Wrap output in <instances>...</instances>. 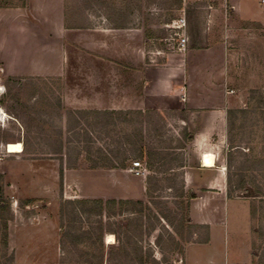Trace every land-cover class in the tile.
Returning <instances> with one entry per match:
<instances>
[{
  "label": "rangeland",
  "instance_id": "374dc122",
  "mask_svg": "<svg viewBox=\"0 0 264 264\" xmlns=\"http://www.w3.org/2000/svg\"><path fill=\"white\" fill-rule=\"evenodd\" d=\"M27 3L0 0V264H16L17 257L28 264H140L139 256L146 264H184L185 247L205 238L189 220L182 167L195 166L198 154L180 138L184 114L127 111L109 117L86 108L97 102L99 55L87 51L77 33L114 28L119 50L128 56L131 34L170 39L164 24L182 15L197 33L204 28L201 13L211 12L218 42L227 34V89L239 107L223 162L234 198L256 211L251 264H264V0H65L66 27L80 43L67 46L65 74L10 77L3 71L10 29L3 11ZM202 68L199 73L216 70ZM9 144H21L22 152L9 154ZM99 150L110 158L111 150H127L126 168L116 169L129 172L118 176L124 187L138 189L134 163L146 168L143 204L104 206L102 212L97 200H139L106 188L115 169H92L101 165Z\"/></svg>",
  "mask_w": 264,
  "mask_h": 264
},
{
  "label": "crops",
  "instance_id": "0c3cea01",
  "mask_svg": "<svg viewBox=\"0 0 264 264\" xmlns=\"http://www.w3.org/2000/svg\"><path fill=\"white\" fill-rule=\"evenodd\" d=\"M50 3L51 9H47ZM3 12L4 22L10 24L9 38L3 40V71L7 76H63L70 57L67 46L83 44L85 39V49L99 55L97 102L86 108L184 114L180 138L188 150L198 154L195 166L182 167L186 192L193 195L189 220L205 231L204 240L185 247L184 264H251V206L242 199L229 198L228 171L223 162L228 152L229 112L239 107L227 89L228 55L223 42L227 34L222 32L223 40L218 42L216 14L201 13L204 28L197 33L187 23L188 49L184 55L172 50L174 19L164 24L171 32L170 39L147 36L142 40L137 33L131 34L129 54L123 56L114 28L100 27L85 31V35L80 32L77 36L82 41H73V30L66 27L65 0H28L23 8ZM210 65L216 66L214 73L198 72ZM190 66L195 73L190 74ZM206 157L213 158L212 167L204 164ZM112 171L114 180L106 188L144 201L149 177L134 175L133 183L138 185L134 189L133 185L122 186L118 178L127 176L128 171ZM16 264L28 263L17 257Z\"/></svg>",
  "mask_w": 264,
  "mask_h": 264
},
{
  "label": "trees",
  "instance_id": "16d2710c",
  "mask_svg": "<svg viewBox=\"0 0 264 264\" xmlns=\"http://www.w3.org/2000/svg\"><path fill=\"white\" fill-rule=\"evenodd\" d=\"M98 113L99 112H97V114ZM235 113H236V111H230L229 112V130H230L231 118H232V116ZM114 114H115L114 112H111V113L110 112H104L103 113V115H106V116H109V117H111ZM229 135H230V131H229ZM185 138L188 140L189 139V135L186 134L185 135ZM90 142H92V141L89 138V143ZM87 149H88L87 152H89L88 155L89 156L90 155L92 156V154H93L92 153V148L88 145ZM126 151L127 150H125L124 153H122V151H120V150H117V151H112L111 150V151L108 152V154L110 156L112 155L113 157L111 156L112 158H110L109 156H107L103 152V150H99L98 151L99 152L98 154H99V160L101 162L100 163L101 165H99L98 162H95V165L93 166L92 169H97V168L125 169L126 168L127 161L130 160L129 157H126V155H125V153H127ZM121 155L123 156L122 157L123 158L122 160L119 158ZM140 156L143 157V153H141ZM149 157H151L150 160H152V158L154 157V155L150 153L149 154ZM90 158H89V160H90ZM150 160H149V163H150ZM228 184H229L228 196H229V198H234V196L232 195V192H231V187H230L231 186L230 185L231 184L230 176H228ZM187 194H188L187 195V197H188L187 208L189 209L190 201L192 200L193 195L190 192H187ZM95 203H100V205L102 207V212L104 211L103 210V207L104 206H105V208H107L105 210L108 211V210H110V207H112V206L114 207L116 205L124 206V205H128V204H143L141 201H127V200L126 201L125 200H120V201H117V200H108L107 202H104L103 200H97V202H95ZM251 216H252L253 219L256 218V211H255L254 208L251 209ZM123 252H125V250H123ZM126 254H127V252H126ZM138 260H139L140 264H146L147 263L146 260H145V258L143 256H139L138 257Z\"/></svg>",
  "mask_w": 264,
  "mask_h": 264
},
{
  "label": "built area",
  "instance_id": "2783aa9c",
  "mask_svg": "<svg viewBox=\"0 0 264 264\" xmlns=\"http://www.w3.org/2000/svg\"><path fill=\"white\" fill-rule=\"evenodd\" d=\"M171 28L174 31L172 38V50L181 55L186 54L188 49V38L186 36V17L182 15L179 19L172 23ZM133 171L138 176H144L146 174V170L143 169L140 162L134 163Z\"/></svg>",
  "mask_w": 264,
  "mask_h": 264
},
{
  "label": "bare ground",
  "instance_id": "6f19581e",
  "mask_svg": "<svg viewBox=\"0 0 264 264\" xmlns=\"http://www.w3.org/2000/svg\"><path fill=\"white\" fill-rule=\"evenodd\" d=\"M6 150L9 154H18V153H21L22 152V145L21 144H9L7 147H6ZM209 156V155H208ZM204 164L206 166H210L212 167L213 164H214V161H213V158L211 157H206L204 159ZM111 236V235H110ZM111 239V238H110Z\"/></svg>",
  "mask_w": 264,
  "mask_h": 264
}]
</instances>
